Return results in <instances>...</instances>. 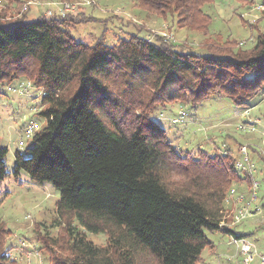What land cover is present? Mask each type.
Segmentation results:
<instances>
[{
    "label": "trees",
    "instance_id": "16d2710c",
    "mask_svg": "<svg viewBox=\"0 0 264 264\" xmlns=\"http://www.w3.org/2000/svg\"><path fill=\"white\" fill-rule=\"evenodd\" d=\"M205 1L135 3L159 13L172 8L187 20ZM27 7L13 20H0V86L33 77L46 92L42 97L46 107L39 112L45 125L31 137L28 157L15 153L13 174L23 170L36 182L50 183L59 192L57 214L73 216L64 225L72 259L53 258V264H116L108 247L96 246L85 236V231L99 234L108 226L114 253L127 245L124 262L132 250L141 247L158 264H205L202 253L206 248L216 254L207 232L217 231L235 240L250 235L220 226L221 191L203 195L170 190L161 175L165 168L182 173L202 169L203 174L208 165L220 171L221 178L249 183L251 175L244 174L247 168L245 172L236 167L229 150L225 156L203 150L197 156L190 151L181 154L151 118L158 106H147L149 111L136 118V125L125 128L123 121L131 104L110 98L102 77L111 69L127 72L130 78L148 75L154 92L164 93L177 85L174 98L189 99L192 107L218 96L237 108L249 109L256 98L264 96V38L258 35L248 51L235 45L221 54L206 55L180 52L166 36L150 40L132 34L108 45L102 35L88 45L77 41L68 29L80 20V12L46 16L45 8L36 19L26 21ZM88 17V21L96 20ZM104 109L108 121L98 113ZM6 154L7 149L0 146V182L7 175ZM195 178L200 179L199 174ZM38 241L47 248L45 236H38ZM235 254L242 260L237 249ZM5 258L6 253H0V264H5ZM225 261L233 264L230 256Z\"/></svg>",
    "mask_w": 264,
    "mask_h": 264
},
{
    "label": "rangeland",
    "instance_id": "374dc122",
    "mask_svg": "<svg viewBox=\"0 0 264 264\" xmlns=\"http://www.w3.org/2000/svg\"><path fill=\"white\" fill-rule=\"evenodd\" d=\"M63 1L74 5L72 14H82L80 20L74 21L75 24L68 29L77 41L88 45H93L102 35L108 45H115L132 34L150 40L166 36L180 52L206 55L208 52L221 54L235 45L248 51L258 35L264 38V0H206L187 20L179 18L172 8L159 13L140 7L135 0H0V20H13V16L21 13L27 5L25 19L33 21L45 8L58 9ZM88 15L96 20L88 21ZM132 78L119 69H111L108 76L102 77L110 98L131 104L130 113L124 117L125 128L135 126L136 118L143 115V111L158 106L151 118L181 154L190 151L195 156L198 150H203L209 155L225 156L229 150L233 161L247 168L248 173L244 170V174L246 177L251 175L249 183L230 180L228 176L221 178V172L208 165L203 174L200 173L202 169L182 173L165 168L161 175L170 190L184 189L203 195L221 191L219 221H223L226 227L250 234L245 239L253 244L255 253L249 264H261L260 256H264V96L252 102V107L247 108L249 112L218 96H211L192 107L189 99L183 102L174 98L177 85L167 87L164 93L160 90L154 92L150 76ZM21 83L29 85L28 91L18 94L14 89H18ZM0 90V146L7 149V175L0 182V226L3 229L0 253H6L5 264L10 261L53 264V258L72 259L64 225L73 221V216L68 212L62 216L57 214L59 192L48 182L32 180L23 170L18 175L13 174L15 153L19 152L23 157L30 154L31 138L25 137V126L30 121L36 122L39 131L45 125L39 112L46 107L42 103L46 92L34 83L33 77L3 84ZM162 98L166 102L158 103ZM98 113L108 121L104 117L105 109ZM198 174L200 179L195 178ZM236 215L241 218L236 220ZM108 228L110 226L99 234L85 231L86 239L96 246L108 247L115 255L116 264H158L157 259L141 247L132 250L131 258L126 257L127 262H124L123 249L127 245L114 253L113 235ZM206 234L214 241L216 254L206 248L202 253L205 264L219 261L227 264L225 260L229 256L233 264H241L228 235L217 231ZM38 236L47 238V248L41 247Z\"/></svg>",
    "mask_w": 264,
    "mask_h": 264
},
{
    "label": "built area",
    "instance_id": "2783aa9c",
    "mask_svg": "<svg viewBox=\"0 0 264 264\" xmlns=\"http://www.w3.org/2000/svg\"><path fill=\"white\" fill-rule=\"evenodd\" d=\"M261 6V5H258ZM257 9H260L259 7H256ZM74 9V5L68 1H63L60 4V8L58 9H47L45 12L46 16H51L53 13H56L60 16H66L67 14L71 13ZM263 9V8H262ZM165 35V34H164ZM29 87V85H25L23 83H21L18 87V89H14L18 94H23L25 92H27V88ZM245 111V110H244ZM247 111L249 112V110L247 109ZM247 112V113H248ZM243 127V126H242ZM38 129V125L36 122L30 121L24 128V134L26 138H31L34 133L37 131ZM253 128H251L252 130ZM22 142H19V145H21ZM236 167H241L244 170L246 168H244L240 162L236 161ZM241 218V216L236 215V220H239ZM220 226H225V224L222 222H220ZM229 243L234 244L236 246V249L238 250L239 253H241L242 256V260H241V264H249V262L252 260L255 250L253 249V244L249 241H247L246 239H239V240H235L233 238H230ZM260 262L261 264H264V256H260ZM216 264H220V262H217Z\"/></svg>",
    "mask_w": 264,
    "mask_h": 264
},
{
    "label": "crops",
    "instance_id": "0c3cea01",
    "mask_svg": "<svg viewBox=\"0 0 264 264\" xmlns=\"http://www.w3.org/2000/svg\"><path fill=\"white\" fill-rule=\"evenodd\" d=\"M231 257V256H230Z\"/></svg>",
    "mask_w": 264,
    "mask_h": 264
}]
</instances>
